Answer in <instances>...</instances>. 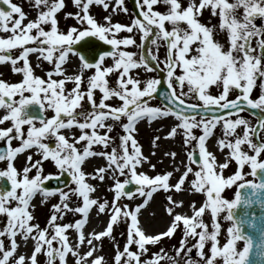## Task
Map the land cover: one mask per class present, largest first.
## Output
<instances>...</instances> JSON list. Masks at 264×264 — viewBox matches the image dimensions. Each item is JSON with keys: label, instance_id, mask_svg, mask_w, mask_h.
I'll use <instances>...</instances> for the list:
<instances>
[{"label": "snow or ice", "instance_id": "snow-or-ice-1", "mask_svg": "<svg viewBox=\"0 0 264 264\" xmlns=\"http://www.w3.org/2000/svg\"><path fill=\"white\" fill-rule=\"evenodd\" d=\"M0 3L8 6V10L0 8V29L10 31L11 35L7 38H0V62L10 61L13 71L22 74V80L16 83H7L0 79V108L7 110V114L0 118V121L10 120L11 127L0 128V139L10 142L15 137L20 139L24 133L22 126L28 125L26 138L18 147L0 146V161L7 162L5 170L0 171V181H5L6 186L0 183V214H6L7 225L2 234H7L14 238L18 233L26 241L35 229L34 252L31 255V264H37L36 254L42 251V245H46V255L49 264L59 257L60 264H64L65 255L72 249L69 247L65 237V229L74 227L80 230L85 224V219H77L74 225L55 223L57 214L63 216L65 211L82 214L84 218L89 215V210L93 205L98 204L100 213L106 210L108 201L99 202L90 197L94 191L93 186L86 182V173L82 170V164L86 158L101 156L106 158L107 167H99L93 174V178L103 181L107 174L115 178L116 174L126 176L121 182L115 179L114 194L112 201L111 218L107 224V233L113 230V224L121 217L129 218L127 242L123 251L115 254L116 264H130L137 258L138 254L128 250V245L135 243L139 249L145 250L148 242L155 244L159 240L158 235H148L138 226L137 210L124 211L116 206V200L122 196L133 197V191H126V186L134 184L135 193L141 197L150 198L158 188L167 190L170 188L169 177L171 173L163 175L157 174L149 177L144 172L137 171V166L147 161V157L141 153V148L134 138L136 131L135 125L138 121L147 118L153 121L157 118H166L170 115L178 118L180 123L172 128L168 136L177 134L178 129H183L184 145L192 144L195 141L193 151L187 153L188 160L198 165L195 171V179L192 185L197 191L206 192V207L210 208L213 219V230L209 232L206 224L200 220L201 214L205 212V207H200L194 212L192 217L188 215L176 214L171 226L160 235L171 237L177 222H183V236L197 237L195 247L198 249L197 256H203L200 251L205 247L206 241H211V256L206 259V264H214L215 257H223V264H245V259L249 254L251 242L244 240L239 234L236 224H232L227 229L229 238L222 247H218V230L220 225L216 223L218 213L232 209L237 203L239 193L229 201L222 197L221 193L225 186H231L234 182L241 179V171L237 170L234 175L225 179L214 170L216 159L212 152L207 150L205 142L213 134L214 128L222 121L223 134L225 137L232 135L238 125H244L242 137L229 141L227 146L232 149V156L235 161L243 166L249 162L252 174L255 175L257 169H264V161H258L257 156L264 150V140L253 142L252 135L259 137L260 131L264 130V84L261 85V94L258 99L249 98L250 92L258 78L264 79V38H259L264 34V26H257L254 20L257 16L264 17V0H199V4L192 0L186 7L182 6L180 0H136L139 17L134 18L131 24L112 23L110 16H105L106 23H98L89 14V6L92 4L102 5L104 9H109V3L105 0H73V3L81 11L75 14L66 13L68 16L74 15L81 28L69 27L67 32L58 29L56 13L62 9L64 0H34L37 7H43L34 20H29L23 24L26 14L16 3L10 0H0ZM117 5L122 4V0H115ZM167 6L166 12L154 10L157 4ZM143 6H146L144 10ZM211 7L215 15L218 10L220 17L219 28L226 30L228 46L219 40L214 39V28L201 23L197 16L201 9ZM243 8V15H237V9ZM117 9L113 8V11ZM126 11V9H125ZM81 12L83 13L81 15ZM14 14H16L14 16ZM165 22L171 25L170 30L166 28ZM186 24L181 27V24ZM50 24L49 30H45L43 25ZM86 25V26H83ZM136 29L141 33L140 53L136 59V53L125 51L121 45H135L136 41L132 35L118 39L115 33L126 30L133 33ZM35 30V34H32ZM111 38H110V35ZM151 36L148 43V51L145 54V41ZM258 37L257 48H253L252 39ZM97 42H104L103 48L90 47L81 48L79 45L90 39ZM159 40L166 44L167 55L165 59L166 73L162 77L164 90L158 86L162 84L161 79L148 78L143 82L128 75L130 70L141 66L146 71L153 70V63L157 62V56L153 54L151 48L157 45ZM33 42L35 46H26ZM110 46V50H103ZM20 48L19 54L13 56V50ZM258 49V51H257ZM38 53L37 59L43 58L48 63L54 62V72L60 74L65 71L62 65L65 63L69 53L79 56L81 61L80 72L86 69H95L94 74L87 78V90L82 92L80 74L64 75L63 79H52L53 71H47L48 79H42L39 75H34V69L29 63V54ZM106 57H111L114 61L112 67H103ZM22 60V67H15L17 61ZM37 66H42L38 64ZM122 69L116 81V86H109L106 75ZM155 70L160 71L159 63H156ZM179 70V73L177 72ZM74 81L75 87L65 91V81ZM130 85V87H129ZM179 87L177 94L176 87ZM211 86L221 90L219 95L209 94ZM185 87L187 90L185 91ZM99 89L102 93L99 102L93 99V90ZM230 90H238L239 95L235 99L228 100ZM25 92L30 93L25 95ZM156 95L161 99L163 107L151 106L149 101ZM19 97L15 99V97ZM86 96L89 108H84L81 101ZM116 97L122 101L117 107H112L106 100ZM194 97L198 102L186 103V98ZM37 105L39 112L37 115L29 114V106ZM47 109L54 110L51 118L45 116ZM257 110L254 114L258 117L257 126L249 127V122L243 118L231 119L232 113H240L247 109ZM126 117V122L122 120ZM197 117L199 119H197ZM111 120L112 123H108ZM36 122H39L37 126ZM115 124L123 130V135H119V144L116 145L115 139L109 135L113 131ZM76 125L81 131V135L76 138V142L86 141L82 146V151L78 150L76 143L70 142L61 130H71ZM200 128L202 134L198 137L193 134V129ZM91 129V132L85 131ZM98 129H106L100 134ZM53 141L49 143L48 141ZM129 142L131 151H129ZM247 145L256 155H248L241 151V145ZM155 143V139H154ZM103 146L100 150L94 151L93 146ZM225 146V141L221 140L220 147ZM36 148L40 153L41 159L32 160L31 155L27 157L30 162L22 170V178H18V171L14 167L13 160L25 149ZM111 147V151L107 149ZM198 149V151H197ZM167 154V153H166ZM175 156V153H171ZM50 160L59 170L53 177L51 175H41L42 162ZM154 168V165H152ZM35 169V175L29 176L30 170ZM192 171L188 167L187 171L179 178L180 183L174 187L179 190L184 182V177ZM55 181V187L44 186L45 182ZM74 185L69 190L82 198V206L70 209L65 202L69 198V191H63L62 187ZM147 187V191L145 190ZM19 190V191H18ZM60 194L61 204L53 205V213L49 224L53 227L54 234L46 238L47 229H40L36 224H30L33 219L28 207L29 202L37 193H43L47 198L55 193ZM171 200V196L168 197ZM9 201H15L16 206H10ZM147 203V199H145ZM139 207V206H138ZM168 213H172L171 207L167 208ZM224 219L231 220V214H227ZM197 228L200 229L197 232ZM135 234V235H134ZM106 235L105 231L97 234V239ZM135 237H138L136 239ZM80 241L85 239L83 233L79 236ZM244 240L242 250L237 251L236 242ZM53 241H58L61 247L53 248ZM90 245L92 240L87 241ZM181 241V248L184 247ZM17 248L15 239L11 241V248L4 250L3 242L0 241V251L3 257L0 264H7L9 257ZM189 252L191 249L188 250ZM77 257V264L81 260L92 256L90 249L81 257L78 252L73 253ZM127 257L122 261V257ZM171 260V258H169ZM25 256L20 255L14 264H24ZM91 264H102V257L97 256L92 259ZM144 264H151L144 261ZM172 264H176L172 261ZM187 264H197V261L189 259Z\"/></svg>", "mask_w": 264, "mask_h": 264}, {"label": "rangeland", "instance_id": "rangeland-1", "mask_svg": "<svg viewBox=\"0 0 264 264\" xmlns=\"http://www.w3.org/2000/svg\"><path fill=\"white\" fill-rule=\"evenodd\" d=\"M73 8H67L66 5L60 9L56 13V17L58 20V29L67 32L69 27L75 26L77 28H81L82 25H80L75 18L74 15L68 16L66 18V13H72L75 14L78 11H81L80 8H77L75 4L73 3ZM11 3H16L18 6L22 8V10L25 12L26 15H31L34 19L37 17L39 11L44 10L43 7H37L34 3V0H10ZM106 3H109V9H104L102 5H96L92 4L89 6V14L92 15L98 23L104 24L106 21L104 20L105 16L111 17V22L114 23H122L125 25L131 24L132 19L136 18L132 12V8L130 6V3L127 0H122V4L117 5L115 3V0H105ZM182 6L186 7L188 3L192 2L191 0H180ZM229 2H233V0H229ZM197 4H199V0L196 1ZM65 4V1H64ZM142 4V0H141ZM113 8L117 9L116 11H113ZM144 10H146V6H143ZM126 9V11H125ZM154 10H159L161 12L167 11V6L163 4H157L154 6ZM83 13L81 12V15ZM16 14H14L15 16ZM237 15L242 16L243 15V8L237 9ZM26 17V16H25ZM197 19L205 24L208 27L214 28V39L221 41L225 44V47L228 46V38L226 34V30L221 31L219 28L220 25V17L217 13L214 15L212 13L211 7L203 8L200 11V14L197 16ZM254 23L257 26H264V17L257 16L254 20ZM86 26V25H83ZM165 26L167 29L170 30L171 25L168 22H165ZM186 24L182 23L181 27H185ZM45 30H49L50 24L43 25ZM32 34H35V30H33ZM11 35L10 31H4L3 29H0V38H7ZM110 38L112 34H109ZM129 35L133 36V39L136 41L135 45H129V46H123L121 45L120 48L125 51H131L133 53H136V59L139 58L140 53V36L141 33L134 29L133 33H128L126 30H121L120 33H115L116 38L122 39ZM264 38V34H262L261 37ZM258 37H253L252 39V46L253 48H257V39ZM151 40V36L149 37L148 41ZM149 43V42H148ZM148 43L145 42L144 44V51L145 54L148 51ZM33 47L35 44L33 42H29L28 45ZM22 49L17 48L13 50V56L19 54V51ZM151 51L153 54L157 56V60L161 62L159 63V67L162 66L164 68L165 59L167 55L166 50V44L163 40H159L157 45H153L151 48ZM258 51V49H257ZM39 55L38 53H36ZM42 58V57H40ZM110 61V62H109ZM38 64H41L42 66H37ZM262 64H264V61H262ZM30 65L34 69V75H39L42 79L47 80V71H53L52 79H63L64 75H75L80 74L82 76L81 80V88L80 90L82 92H86L87 90V78L94 74L95 69H86L82 73L80 72V65L81 61L79 59L78 55H75L73 53H69L65 63L62 65V68L65 69L63 73L57 74L54 72V62L48 63L46 61L38 60L37 62L30 63ZM114 65V61L111 57H106L103 61V67H112ZM23 61L19 60L17 61V64L15 67H22ZM71 67L74 68L73 73H68L67 70H72ZM73 71V70H72ZM122 69H114L113 72L108 73L106 75V80L109 82V86L115 87L116 81L119 77L120 72ZM179 73V70H177ZM157 71L154 68L153 63V70L152 71H146L143 66L130 70L128 75L133 76L134 78H139L141 80V87L143 86V82L148 78H156L158 79ZM12 78H15V81L11 80ZM0 79L4 80L7 83H16L20 82L22 80V74L15 73L13 71V65L10 61L6 62H0ZM261 81V82H260ZM264 84L263 79L257 80L255 85L253 86V90L249 94V98H252V96H256L255 99L259 98V95L261 94V85ZM73 87H75L74 81H65V91L71 90ZM130 87V85H129ZM177 90V94H179V87L174 85ZM187 88L185 87V91ZM222 90V89H221ZM215 86H211L209 90V94L211 95H219L220 91ZM93 99L96 103L99 102V99L102 96V93L99 91V89L93 90ZM238 93V90H230V93L226 99H230L234 96H236ZM30 93L25 92V95H29ZM19 97H15V99H18ZM198 102L194 97L186 98V103H196ZM84 108H89V104L87 101L86 96L81 101ZM106 103H108L112 107H117L122 104V101L119 100V98L112 97L106 100ZM151 106H160L163 107L155 98L149 101ZM0 112H2L3 116L7 114V110L4 108H0ZM45 116L48 118H51L55 113L52 109H47L45 111ZM237 118H243L249 122V127H252L254 124L255 119L250 116L246 112H240V113H233L231 116V119H237ZM161 119V121H165L170 119L169 122H167L165 125H161L160 127L153 128V124L149 123L147 118L142 119L141 121H138V123L145 122L147 125L145 128L139 129L140 126H142L144 123H142L140 126L135 125L136 131L134 132V138L137 140L138 146L141 148V153L143 156L147 157V161L143 162L141 165L137 166V171L144 172L146 175H148L150 178L154 177L157 174H165V173H171V176L169 177V183L170 180L173 178V175L175 172L179 171V178L184 174L185 171H187L188 167L192 168V171L188 173L187 176L184 177V182L181 185V189L175 190L172 188V184L170 183V188L167 190H164L163 188H158L156 192L153 193L152 197H155V203L157 204V209L159 212H161V215L164 217V223L157 226L155 225L156 221L154 216H156L155 212L154 215H148L143 220H145V224L141 223V226H143V229H146L149 235H158L159 240L157 243L152 244L151 242L146 243L145 250L139 249L138 245L135 243H132L128 245V250L132 252H136L138 254L137 258L132 260L130 264H144V261L148 260L151 262V264H172V261H175L176 264H187V261L189 259L197 261V264H206V259L211 256V241L205 242V247L200 250L203 252V256H197L198 249L195 247L198 236L197 237H184L183 236V222H177V228L174 229V232L171 237L160 235L161 233H164L168 227L171 226L172 221L174 220V217L176 214L180 215H188L189 217H192L194 215V212L197 211L200 207H205V212L201 214V217L199 218L202 220L206 226L207 230L211 232L213 230V219L211 216V210L210 208H207L206 202H207V195L206 192L197 191L195 187L192 185V181L195 179V171L198 170V165L196 163H192L188 160L187 153L189 151H193V147L195 145V141L192 142V144L184 145L183 143V129H178L177 134L174 136H168V133L172 130L173 127L178 125L180 121L175 116H168L166 118H158ZM197 119H199L197 117ZM122 120L126 122V117H122ZM11 121H0V128H7L11 127ZM108 123H112L111 120L108 121ZM36 124H39V122H36ZM27 125L22 126L23 130V137L26 138L27 135ZM63 134H65L66 138L69 139L70 142L76 143V146L78 150L82 151V146L86 144V141H80L76 142V138L81 135V131L78 128V126L73 125L71 130L64 129L61 130ZM87 132H91V129H85ZM100 134H103L106 129H98ZM214 134L208 139L207 144L209 151L212 152L213 156L216 158L217 152H220L223 157L220 158L219 164L217 165L215 163L214 170L222 175L225 179L228 178L230 175H234L237 170L241 171V179L239 181H236L231 186H225V189L222 191L221 195L223 198L228 199L231 201L235 197V191L238 185H240L243 182L247 181H254V178L252 177V170L249 162H245L243 166L239 165L235 158L232 156V149L227 146V143L231 141L232 143L235 142V139L238 137H242L244 133V125H238L236 127L235 132L232 135H229L227 137L223 134V122L221 121L213 130ZM14 134V132L12 133ZM123 130L119 126V124H115L113 127V131L109 133L110 136H112L115 139L116 145L119 144V135H123ZM193 134L195 136H199L202 134V130L200 128L193 129ZM260 134L263 137L264 140V130H261ZM155 139V143H154ZM165 139L168 142V145L164 149H160V143L161 140ZM252 139V137H251ZM0 145L4 141L3 139H0ZM15 143H19V139H14ZM221 140L225 141V146L220 147ZM253 140V139H252ZM49 143H52L53 141L49 140ZM254 142V140H253ZM6 145H8L11 142L6 141ZM14 145V144H13ZM12 146V145H11ZM103 146H93L94 151H98ZM33 151L36 154V159L40 156V153L36 151L35 147H32ZM108 151H111V147L107 149ZM129 151H131V143L129 142ZM198 151V149H197ZM241 151L248 153V155H256V153L250 149L247 145V142L243 143L241 145ZM167 153V154H166ZM171 153H175V156H172ZM98 158L97 162L93 165V170H88L89 172L86 173L85 169H82L86 173V182L90 183L94 191L90 193V197L93 199H97L98 203L103 202L104 200H107L109 203L106 206V210L103 213L99 212L98 204L93 205L89 213L92 212V214L89 216V218L94 215L97 221L94 225L96 227L95 232L96 234L92 236L90 239L92 240V244L90 247L94 251L93 256L100 255L102 257V264H116L115 262V254L117 251H123L124 246L127 242V234H128V225L130 224V217L129 218H123L121 217L116 223L113 224V230L109 234L107 233V224L110 221L112 212L111 208L113 207L112 201L115 198L114 194V184L115 179H119L121 182L126 178V176L118 175L116 174L115 178L111 174H107L105 179L103 181H100L99 178H93V174L99 167H107V160L104 157L96 156ZM177 159L181 162V167L174 168L172 165L173 161H177ZM258 161L264 160V150L261 151V153L257 156ZM168 161L171 162V165L168 166ZM4 162V161H0ZM6 162V160H5ZM28 164V160L26 161ZM154 165V168L152 167ZM27 166L24 164L21 170ZM6 168L0 167V171L5 170ZM59 172L55 173L56 176ZM22 174V173H21ZM18 178H22L21 175H18ZM106 181V184L105 182ZM2 181H0L1 183ZM180 183V179H179ZM103 184V185H102ZM74 187V185H69L68 187L62 188L63 191H69V198L65 202L69 204V208H75L78 206H82V198L78 197L76 194L72 193L69 189ZM147 191V187L145 189ZM19 191V190H18ZM179 193L183 194V197L180 199V201L176 200L175 197L177 195H180ZM171 196V200L168 199V197ZM150 197V198H152ZM145 199H149L146 197H141L138 193H134L133 197H126L122 196L119 199L116 200V206L121 207L122 212L125 210L124 205H127V211L137 210L141 208L145 204ZM10 206H16L15 201H9L8 202ZM61 204L62 202L60 200V194L57 192L53 194L52 199H49L48 197L43 198L36 203L35 207H32L31 200L29 202L28 210L30 214L32 215L33 219L29 221L30 224H36L39 226L40 229H47L46 238H50L51 235L54 234L53 227L49 224L50 217L53 213V205ZM139 206V207H138ZM171 207L173 209L172 213L167 212V208ZM229 214V210H225L221 213L217 214L216 217V223L220 225V229L218 230V239L217 244L218 247H222L223 244L227 241L229 238V234L227 232V229L232 226L233 222L232 220H226L224 217ZM144 215V213H143ZM142 215V218H143ZM77 219H84L82 214L74 213L72 211H65L63 216H60L57 214V220L55 223H59L63 225L64 223H68L70 225H74L75 221ZM7 225V217L6 214H0V233H3L4 227ZM102 227L101 231H105L106 235L103 237H99L98 239L97 234L101 231L99 228ZM74 227H69L68 229H65V237L67 238V242L69 245H71L74 241L71 238V235L74 231ZM100 231V232H99ZM200 229L197 228V232H199ZM36 230H33V233L29 235L28 239L25 241L24 238L18 233L14 238L9 237L6 233L0 235V241L3 242L4 250H9L11 248V241L12 239H15L18 245H21L20 249L26 250L24 254L20 253V250L15 249L13 252V255L9 257L7 264H14V262L19 258L20 255L25 256V261L27 264H31V255L34 252V246H35V240L32 238L35 235ZM135 235V234H134ZM138 239V237H135ZM184 241V247L179 252H177V249L181 248V241ZM22 243L24 245H22ZM53 248L61 247L60 243L58 241H53ZM236 249L237 251L242 250L244 246L243 240L236 242ZM46 245H42V251L40 253L36 254V260L37 264H49L48 257L46 255ZM191 249L189 252L188 250ZM28 254V255H27ZM3 257V252L0 251V258ZM171 258V260L169 259ZM124 259H127V257H122V261ZM214 264H223V257H215ZM52 264H60L59 257H57L55 260L52 261ZM64 264H68L67 257L65 255V261ZM77 264V263H75Z\"/></svg>", "mask_w": 264, "mask_h": 264}, {"label": "bare ground", "instance_id": "bare-ground-1", "mask_svg": "<svg viewBox=\"0 0 264 264\" xmlns=\"http://www.w3.org/2000/svg\"><path fill=\"white\" fill-rule=\"evenodd\" d=\"M64 1H65V5H66L67 8H69V7L73 8V4H72L71 0H64ZM196 1L197 0H195V2ZM29 20H34V18L31 15H26V17L24 18L22 23L26 24ZM148 39L145 41L146 43L149 42ZM37 57H38L37 54H31L30 53L29 54V63L37 62L38 61ZM39 60L42 61V58H39ZM74 68L75 67H71V69L73 71L68 69L67 72L68 73H73L75 71ZM11 80L15 81V78H12ZM2 117H3V114H2V112H0V118H2ZM169 121H170V119L165 120V121H161V119L157 118V119H155V120H153L151 122L150 121H148V122L152 123L153 124V128L155 129L157 127H160L161 125H165ZM142 123H144V124L142 126H140ZM142 123L136 124V125L140 126L139 129L145 128L147 126L145 124V122H142ZM37 126H39V124H37ZM26 127H28V125ZM12 135H13V139L10 141L11 142L10 144L12 145V147H18L22 143V139L23 138L19 139L20 140L19 143H15L14 139H17V138L15 137V134H12ZM0 142H1V140H0ZM168 142L169 141H166L165 139L161 140L160 149H164L167 146H169ZM206 142H208L207 144H209L208 140H206ZM207 144H205V147H206L207 150H209ZM215 154H216V158H215L216 159V164L218 165L219 164V160H220V158L223 157V155L220 152H217ZM29 155H31L33 161L41 159V156H39L36 159V157H35L36 154L33 151V148L25 149L23 153L17 154V156L13 160V164H14V167H16V169L18 171V175L22 176V174H21L22 170L21 169L24 166V164H26L27 166L30 165L29 161H28V164L26 162L27 161V157ZM97 160H98V158L96 156L90 157V158H86V161L82 164V169H85L86 173L89 172L88 170H93V165L97 162ZM167 164H168V166H170L171 162L168 161ZM171 166H173L174 168H179V167H181V162L177 159V161H175V163L173 161ZM0 167L6 168L7 167V162H5V161L4 162H0ZM57 172H59V170L54 166V163L50 160V158L48 160H45V161L42 162V173H41L42 176L43 175H51L52 176V175H55V173H57ZM178 174H179V171L175 172L174 175H173V178L170 180V183L172 184L171 187L174 188L175 190H177V189L174 187V185L176 183H179ZM34 175H35V169L32 168L30 170L29 176L31 177V176H34ZM104 182L106 184V181H104ZM179 194L180 195H177L175 197V199L177 201L178 200L180 201V199L183 197L182 193H179ZM43 196H44L43 193L35 194L33 196V198L31 199L32 207H35L36 203H38V201H40L43 198ZM52 197H53V195L49 196L48 198L52 199ZM154 212L156 214V216H154V219L157 218V219H155V221H156L155 225L159 226V225L163 224L164 223V217H163V215H161V212H159V210L157 209V204L155 203V197L149 198L147 200V203H145L143 206H141V208L138 209V211H137L138 226L141 227L142 231H144L145 234L149 235L147 230L142 228L143 226H141V223H143V225H144L145 224V222H144L145 220H143V219L146 216H148V215H154ZM143 213H144V215H143ZM91 214H92V212L89 213L87 218H84L85 219V224L83 225V227L80 230L74 229V231H73V233L71 235V238L73 239L74 242L71 245H69V247L72 249V251H69L68 253H66L68 264L77 263V257L73 254L74 252H78L81 257H84L85 253H87L90 249L92 250V248L90 247V244L87 241H88V239H90L92 236H94L96 234V232H95L96 227H94V225L99 220L96 219L94 215H92L89 218V216ZM142 215H143V218H142ZM99 230L101 231L102 227H100ZM81 233H83V235L85 237V239L83 241H80V239H79V236H80ZM22 245H24V244L22 243ZM20 247H21V245L17 244V248L16 249L20 250L21 254H24L26 252V250H22V248L20 249ZM92 253H94L93 250H92ZM97 256H100V255L93 256V254H92V256L86 257L85 259L81 260V264H91L92 259H94ZM24 264H27V262H24Z\"/></svg>", "mask_w": 264, "mask_h": 264}, {"label": "water", "instance_id": "water-1", "mask_svg": "<svg viewBox=\"0 0 264 264\" xmlns=\"http://www.w3.org/2000/svg\"><path fill=\"white\" fill-rule=\"evenodd\" d=\"M130 2L132 3L135 15L139 17L140 10L137 8L136 0H130ZM103 44L104 42H97L93 38L82 43L79 47L85 49L90 47L103 48ZM103 50H110V46ZM163 74L164 72H160L161 77ZM158 87L164 90L166 86L162 83ZM156 98L161 102L158 95H156ZM246 111L257 117L254 114L257 110L249 108ZM38 112L39 109L37 105L33 104L29 106V114L37 115ZM256 126L257 123L254 127ZM253 136L258 141V137L256 135ZM253 176L256 178L255 183H244L237 188L236 194L239 193L240 200L230 209V214L233 222L239 229V234L244 237V240L251 242L250 251L245 259V264H264V169H257ZM4 184L6 186L5 181ZM44 186L55 187L57 185L55 181H52L51 183L45 182ZM135 187L134 184H130L126 186L125 190L135 192Z\"/></svg>", "mask_w": 264, "mask_h": 264}, {"label": "clouds", "instance_id": "clouds-1", "mask_svg": "<svg viewBox=\"0 0 264 264\" xmlns=\"http://www.w3.org/2000/svg\"><path fill=\"white\" fill-rule=\"evenodd\" d=\"M238 200H240V196H239Z\"/></svg>", "mask_w": 264, "mask_h": 264}]
</instances>
